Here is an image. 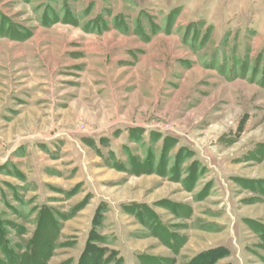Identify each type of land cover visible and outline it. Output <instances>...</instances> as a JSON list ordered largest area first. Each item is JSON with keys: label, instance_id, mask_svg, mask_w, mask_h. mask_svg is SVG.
<instances>
[{"label": "rangeland", "instance_id": "rangeland-1", "mask_svg": "<svg viewBox=\"0 0 264 264\" xmlns=\"http://www.w3.org/2000/svg\"><path fill=\"white\" fill-rule=\"evenodd\" d=\"M0 264H264V0H0Z\"/></svg>", "mask_w": 264, "mask_h": 264}]
</instances>
